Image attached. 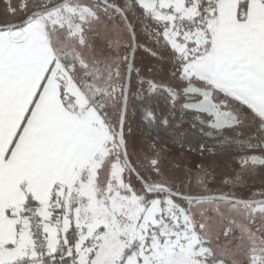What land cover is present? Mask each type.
<instances>
[{
  "label": "snow or ice",
  "instance_id": "obj_1",
  "mask_svg": "<svg viewBox=\"0 0 264 264\" xmlns=\"http://www.w3.org/2000/svg\"><path fill=\"white\" fill-rule=\"evenodd\" d=\"M0 264H264V0H0Z\"/></svg>",
  "mask_w": 264,
  "mask_h": 264
},
{
  "label": "flooded vegetation",
  "instance_id": "obj_2",
  "mask_svg": "<svg viewBox=\"0 0 264 264\" xmlns=\"http://www.w3.org/2000/svg\"><path fill=\"white\" fill-rule=\"evenodd\" d=\"M249 184L252 185V188H253V191L256 192V191H259V184H260V180L259 178H256V179H249Z\"/></svg>",
  "mask_w": 264,
  "mask_h": 264
},
{
  "label": "rangeland",
  "instance_id": "obj_3",
  "mask_svg": "<svg viewBox=\"0 0 264 264\" xmlns=\"http://www.w3.org/2000/svg\"><path fill=\"white\" fill-rule=\"evenodd\" d=\"M248 185L251 187V191H253L252 185H250L249 183H248ZM253 192H254V191H253Z\"/></svg>",
  "mask_w": 264,
  "mask_h": 264
},
{
  "label": "trees",
  "instance_id": "obj_4",
  "mask_svg": "<svg viewBox=\"0 0 264 264\" xmlns=\"http://www.w3.org/2000/svg\"><path fill=\"white\" fill-rule=\"evenodd\" d=\"M247 183H249V179H248Z\"/></svg>",
  "mask_w": 264,
  "mask_h": 264
}]
</instances>
